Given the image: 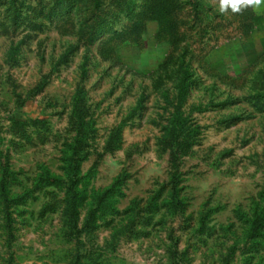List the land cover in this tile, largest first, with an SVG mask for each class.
Wrapping results in <instances>:
<instances>
[{
  "label": "rangeland",
  "instance_id": "obj_1",
  "mask_svg": "<svg viewBox=\"0 0 264 264\" xmlns=\"http://www.w3.org/2000/svg\"><path fill=\"white\" fill-rule=\"evenodd\" d=\"M263 206L264 4L0 0V264H264Z\"/></svg>",
  "mask_w": 264,
  "mask_h": 264
},
{
  "label": "trees",
  "instance_id": "obj_2",
  "mask_svg": "<svg viewBox=\"0 0 264 264\" xmlns=\"http://www.w3.org/2000/svg\"><path fill=\"white\" fill-rule=\"evenodd\" d=\"M173 196L177 200V197L174 194H173ZM261 230H264V206L256 214V216L254 217V220L252 221V228H251V234L250 235L256 234L257 232H260ZM168 252L170 255V261L173 264H188L189 263L186 250H180L179 246L176 242L171 243V245L168 249ZM230 257H231V255H229L227 258H225L223 261V264H229L230 263Z\"/></svg>",
  "mask_w": 264,
  "mask_h": 264
},
{
  "label": "clouds",
  "instance_id": "obj_3",
  "mask_svg": "<svg viewBox=\"0 0 264 264\" xmlns=\"http://www.w3.org/2000/svg\"><path fill=\"white\" fill-rule=\"evenodd\" d=\"M264 0H219V11L221 13L231 9L233 13H239L242 9L252 7L254 10L258 9Z\"/></svg>",
  "mask_w": 264,
  "mask_h": 264
}]
</instances>
